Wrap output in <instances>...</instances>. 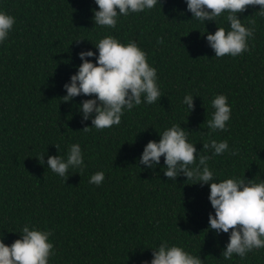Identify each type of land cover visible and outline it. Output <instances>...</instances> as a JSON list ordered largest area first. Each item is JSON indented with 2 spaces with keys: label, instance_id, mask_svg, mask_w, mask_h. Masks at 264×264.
Listing matches in <instances>:
<instances>
[{
  "label": "trees",
  "instance_id": "16d2710c",
  "mask_svg": "<svg viewBox=\"0 0 264 264\" xmlns=\"http://www.w3.org/2000/svg\"><path fill=\"white\" fill-rule=\"evenodd\" d=\"M95 0H0V12L15 18L0 43V234L11 245L23 227L51 231L55 255L49 264H143L162 242L199 256L203 264H264V248L244 259L225 260L229 233L209 229L210 186L180 175L169 180L164 157L153 169L139 164L145 145L181 125L196 149V163L212 156L203 144L226 140L228 151L207 161L211 182L229 178L264 183V17L259 6L238 14L250 52L214 57L206 36L230 30L223 13L215 21L192 18L186 0H157L153 9L118 16L115 28L94 23ZM111 35L135 42L157 70L160 100L124 110L119 125L97 130L82 122L84 95L63 102L64 85L78 71L81 51ZM163 38L158 44L157 38ZM77 40H80L77 42ZM194 96L190 112L184 97ZM227 96V131L211 132L212 100ZM72 144L81 147L84 167L60 177L47 158L66 160ZM55 145H58V150ZM237 150V155H231ZM44 157L41 164L39 158ZM103 172L101 185L89 183ZM210 182V183H211ZM195 183V184H193Z\"/></svg>",
  "mask_w": 264,
  "mask_h": 264
},
{
  "label": "clouds",
  "instance_id": "9594fccd",
  "mask_svg": "<svg viewBox=\"0 0 264 264\" xmlns=\"http://www.w3.org/2000/svg\"><path fill=\"white\" fill-rule=\"evenodd\" d=\"M186 3L192 18L204 23L216 22L223 13H227L225 19L230 24V30L217 27L214 33L210 32L206 36L215 52L214 57H236L251 51L248 38L254 37L256 21H249L253 27H245L238 14L245 12L249 6H259L258 15L264 17V0H186ZM95 4L99 10H93L94 23L115 28L118 16L153 9L157 0H95ZM14 24L13 16L0 12V43L8 39ZM157 43L162 44L163 38H157ZM95 47L99 52L95 63L87 59L96 55L93 51H81L78 54L82 63L71 76L70 83L64 85L67 94L62 97L63 102L80 95L95 97L83 100L79 106L82 122L90 118L92 121V126L82 129L85 132L92 127L103 130L119 125L124 110L130 111L140 105L142 96L148 104L162 97L157 84V70L148 64L147 54L135 42L124 45L108 35L100 39ZM193 98L189 94L183 100L190 112L195 109ZM227 99V96L219 94L211 102L215 109L212 119L207 121L211 132L227 131L226 122L231 117V106ZM187 137L188 133L181 125H173L160 134L158 142L150 140L145 145L139 164L153 169L163 156L166 166L163 172L169 180L176 181L178 176L184 175L187 180L210 186L208 198L215 214L209 213V229L216 234L229 233L231 230L229 241L221 253L225 260H231L234 254L244 259L254 249L264 248V183L246 182V178L211 182L213 172L207 161L212 156L228 151V142L212 139L204 143L203 149L211 150L212 156H200L197 164V149L188 142ZM55 146L58 150V145ZM230 154L237 155L238 151L233 150ZM44 157L39 158L41 164L44 163ZM70 167L83 170L84 160L79 144L70 146L66 160L58 155L47 158V168L60 177H65ZM104 179L103 172H96L89 183L99 186ZM20 233L21 238L11 245L5 244L3 233L0 234V264H49V257L55 255L54 246L48 240L52 232L36 227L30 229L26 224ZM143 264L149 262L144 261ZM150 264H203V260L181 247L169 246L165 241L157 249L152 248Z\"/></svg>",
  "mask_w": 264,
  "mask_h": 264
}]
</instances>
